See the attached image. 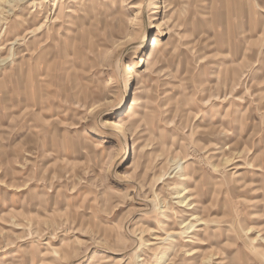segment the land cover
<instances>
[{
    "label": "rangeland",
    "instance_id": "1",
    "mask_svg": "<svg viewBox=\"0 0 264 264\" xmlns=\"http://www.w3.org/2000/svg\"><path fill=\"white\" fill-rule=\"evenodd\" d=\"M1 1L0 264H264V0Z\"/></svg>",
    "mask_w": 264,
    "mask_h": 264
},
{
    "label": "bare ground",
    "instance_id": "2",
    "mask_svg": "<svg viewBox=\"0 0 264 264\" xmlns=\"http://www.w3.org/2000/svg\"><path fill=\"white\" fill-rule=\"evenodd\" d=\"M5 1V0H4ZM17 1H21V0H6L5 2H8V6H13V3L15 4V2H17ZM46 1H48V0H46ZM1 5H2V1L0 2V8H1ZM3 8V7H2ZM10 10H12L11 8H10ZM12 13V12H11ZM32 14V13H31ZM35 14H34V20H33V22H36V18H35ZM43 26H44V23L43 24H41L39 27H36V28H31V29H28L27 30V33L26 34H36L40 29H42L43 28ZM1 38V37H0ZM19 40H20V38H19V36L18 37H16L12 42H11V45L13 46L14 44H16L17 42H19ZM10 58H11V55H9L8 57H2L1 55H0V65H2L4 62H7L8 60H10ZM136 104V99L135 98H133V101H132V105H135ZM125 127V122H121V123H119V128L120 129H123ZM125 143V145L126 146H128V144H127V142L125 141L124 142ZM183 170V169H182ZM184 175V174H183ZM184 177V176H183ZM184 191L183 192H181V191H179L178 190V192H177V196H178V198H179V201H178V203L180 204V206L181 207H187V208H190V209H196L197 207H195V206H197L196 204L195 205H193L194 203H193V200H194V196H192V195H189V193L191 192V188H189V187H186V188H184L183 189ZM193 205V206H192ZM193 221H195V222H200L201 221V223L202 222H204V221H202V218L198 215V214H196V213H193V216H192V218H191V220L190 221H188V222H184V224H183V227H188L187 229H189V228H191V227H194L196 224H194V222ZM201 223H198V224H201ZM251 229L252 228H249L248 229V231L247 232H250L251 231ZM196 253V251H192L190 254H195ZM216 257V256H215ZM209 258V257H208ZM209 261V260H208ZM204 262H206V261H204Z\"/></svg>",
    "mask_w": 264,
    "mask_h": 264
}]
</instances>
